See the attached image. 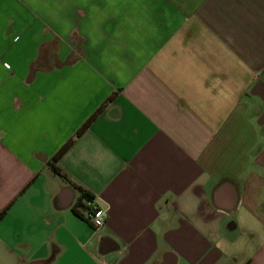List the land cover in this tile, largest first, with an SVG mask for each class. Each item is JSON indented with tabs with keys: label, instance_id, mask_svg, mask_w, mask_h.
Here are the masks:
<instances>
[{
	"label": "crops",
	"instance_id": "obj_1",
	"mask_svg": "<svg viewBox=\"0 0 264 264\" xmlns=\"http://www.w3.org/2000/svg\"><path fill=\"white\" fill-rule=\"evenodd\" d=\"M0 215V264H264V0H0Z\"/></svg>",
	"mask_w": 264,
	"mask_h": 264
},
{
	"label": "trees",
	"instance_id": "obj_2",
	"mask_svg": "<svg viewBox=\"0 0 264 264\" xmlns=\"http://www.w3.org/2000/svg\"><path fill=\"white\" fill-rule=\"evenodd\" d=\"M32 71V70H31ZM111 98H107L103 104H101L94 113L87 119V121L76 131L75 135L69 139L59 150L58 152L47 162V165L51 168L52 171L57 173L63 180L68 181L66 173L58 166V160L62 156V154L67 151V149L71 146L74 139L81 135L90 125V123L93 121V119L102 111L105 104L110 100ZM80 189V197L77 201V203L73 207V212L80 218L86 220L88 222V219L85 218L83 211L85 209H90L89 206H87L86 202H93V196L89 194L86 190ZM4 213V212H3ZM1 213V215L3 214ZM0 215V216H1Z\"/></svg>",
	"mask_w": 264,
	"mask_h": 264
},
{
	"label": "built area",
	"instance_id": "obj_3",
	"mask_svg": "<svg viewBox=\"0 0 264 264\" xmlns=\"http://www.w3.org/2000/svg\"><path fill=\"white\" fill-rule=\"evenodd\" d=\"M5 67H9L8 64H4ZM87 206L90 207V209H85L83 211V214L85 216V218L88 219V222L90 223V225L92 226V228H94L95 230H98L99 228H101L105 222V219L107 217V213L106 211L103 210H99L93 202H86Z\"/></svg>",
	"mask_w": 264,
	"mask_h": 264
},
{
	"label": "rangeland",
	"instance_id": "obj_4",
	"mask_svg": "<svg viewBox=\"0 0 264 264\" xmlns=\"http://www.w3.org/2000/svg\"><path fill=\"white\" fill-rule=\"evenodd\" d=\"M52 45H54V46L56 45V40L54 41V44L52 43ZM54 46H53V47H54Z\"/></svg>",
	"mask_w": 264,
	"mask_h": 264
}]
</instances>
